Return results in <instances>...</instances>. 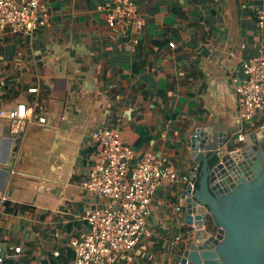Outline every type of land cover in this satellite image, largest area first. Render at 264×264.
I'll list each match as a JSON object with an SVG mask.
<instances>
[{"label": "crops", "instance_id": "crops-1", "mask_svg": "<svg viewBox=\"0 0 264 264\" xmlns=\"http://www.w3.org/2000/svg\"><path fill=\"white\" fill-rule=\"evenodd\" d=\"M100 1L45 0L47 21L33 37L0 33V111L17 103L30 110L16 132L0 116V245L33 242L38 258L56 246L53 228H80L97 200L80 185L98 149L90 134L114 127L132 162L147 149L166 156L176 174L151 199V237L117 264H172L174 236L187 226L176 192L198 166L186 158L190 131L236 128L247 144L249 133L264 134V121H236L231 83L264 43L256 23L264 0H134L143 18L134 45L128 32L107 26ZM5 202L25 208L6 212Z\"/></svg>", "mask_w": 264, "mask_h": 264}, {"label": "built area", "instance_id": "built-area-1", "mask_svg": "<svg viewBox=\"0 0 264 264\" xmlns=\"http://www.w3.org/2000/svg\"><path fill=\"white\" fill-rule=\"evenodd\" d=\"M96 9L104 12L108 27L118 25L123 33L128 32L131 45L137 42L143 18L137 12L134 0H101ZM256 20L258 28H262L264 13L259 12ZM46 21L45 0H0V33L9 29L31 38ZM168 46L173 47V43L169 42ZM231 83L236 98V121L263 122L262 41L257 53L248 55L242 61L240 74L231 77ZM35 90L27 89L28 92ZM29 114L30 110L23 103H17L5 112L0 111V116L10 121L11 132H16ZM37 122L43 123L44 119L38 117ZM90 138L98 150L80 185L97 200L80 215V228L66 242L72 254L67 264H117L127 257L140 239L151 237L152 231L148 226L151 199L157 186L163 181H173L176 174L166 156L147 149L132 162V148L121 139L114 127L94 130ZM238 139H241L239 135ZM182 179L187 180L186 176H182ZM4 200L2 196L0 203ZM37 222L42 223L43 220L37 219ZM51 236L54 240L59 238L57 228L52 229ZM179 239V234L174 236L175 241ZM22 252L19 244L0 245V264L4 258ZM49 252L53 258L58 255L54 247Z\"/></svg>", "mask_w": 264, "mask_h": 264}, {"label": "water", "instance_id": "water-1", "mask_svg": "<svg viewBox=\"0 0 264 264\" xmlns=\"http://www.w3.org/2000/svg\"><path fill=\"white\" fill-rule=\"evenodd\" d=\"M237 131L198 125L183 142L198 166L176 192L190 231L172 264H264V134Z\"/></svg>", "mask_w": 264, "mask_h": 264}, {"label": "trees", "instance_id": "trees-1", "mask_svg": "<svg viewBox=\"0 0 264 264\" xmlns=\"http://www.w3.org/2000/svg\"><path fill=\"white\" fill-rule=\"evenodd\" d=\"M4 204H5L6 212H10L13 208L16 209L25 208L23 205H13V208H11V207H7L8 206L7 202H5ZM74 224H75L74 222H67L65 225L61 227V230L59 232V238L55 240L57 243L56 246H54V248L58 252V255L56 257L53 258L50 252H45L37 259L31 257L30 252L35 247V245L33 242L30 243L28 242L23 246L22 253L17 255L12 254V256L4 258L2 264H67L71 259L72 254L69 248L67 247L66 242L69 237L73 236L76 233L77 229H75L76 227L73 228ZM189 229L190 228L187 226L181 229L182 235L178 241L182 242L183 240H185V236L183 235L187 233ZM178 251H179V247H178Z\"/></svg>", "mask_w": 264, "mask_h": 264}, {"label": "rangeland", "instance_id": "rangeland-1", "mask_svg": "<svg viewBox=\"0 0 264 264\" xmlns=\"http://www.w3.org/2000/svg\"><path fill=\"white\" fill-rule=\"evenodd\" d=\"M46 235H47V237L49 236V238H50V234L47 233ZM36 259H37V258H36Z\"/></svg>", "mask_w": 264, "mask_h": 264}]
</instances>
